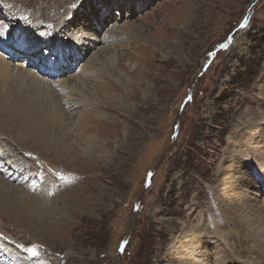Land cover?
<instances>
[{
  "label": "rangeland",
  "instance_id": "rangeland-1",
  "mask_svg": "<svg viewBox=\"0 0 264 264\" xmlns=\"http://www.w3.org/2000/svg\"><path fill=\"white\" fill-rule=\"evenodd\" d=\"M135 1L129 12L100 0H0V57L23 63L25 35L41 41L29 69L59 56L69 68L48 72L49 91L14 65L0 71V264L12 251L17 264H195L189 239L206 238L196 247L223 264H264L262 246L223 206L244 185L228 166L239 156L259 185L252 202L264 200V148L251 153L264 137V0ZM98 19L106 32L81 63L65 47L38 54L55 33L80 44ZM61 76L77 84L62 98Z\"/></svg>",
  "mask_w": 264,
  "mask_h": 264
},
{
  "label": "bare ground",
  "instance_id": "bare-ground-1",
  "mask_svg": "<svg viewBox=\"0 0 264 264\" xmlns=\"http://www.w3.org/2000/svg\"><path fill=\"white\" fill-rule=\"evenodd\" d=\"M103 5L105 6V4L107 3V6L105 7L106 9L107 8H110L112 7L114 4H117L118 6H120V4H123L121 7H126L125 9H129L128 11L130 12L132 9H134L133 7V4L136 3L133 2L132 3V0H125L127 1V3L125 2H120L121 0H100ZM105 4H104V2ZM137 2H141V3H145L143 0H137ZM132 3V4H131ZM110 7H109V6ZM129 5H130V8H129ZM85 11H87L88 9H90L91 7V4L89 3H85V5H83ZM92 9H94L92 7ZM135 10V9H134ZM43 15H46L47 17H50L51 15L53 14H48V13H42ZM34 20V19H33ZM54 19H50L49 21H53ZM36 22V20H35ZM98 24H97V28L91 33V34H88V35H83L84 37V41H79L80 44H76V41H73V40H64V39H61L57 33H55L53 35V38H52V42H51V49L54 51V52H57L59 51L61 48L65 47L66 50H71L70 52L68 53H72V59H75V60H79L80 63L81 61H83L86 57H84L83 55H88L93 49V44L94 42L97 40L98 42L101 41V37L102 33L103 32H106L103 30V27L100 25L101 22H100V19L97 20ZM66 22L64 21H57L55 22V26L57 28V25L59 24H62V25H65ZM115 23V22H114ZM104 24V22H103ZM125 28H129L130 31H133V25H127ZM0 30L1 29V26H0ZM57 30V29H56ZM59 30V29H58ZM83 31V30H82ZM81 32V31H80ZM114 32V31H113ZM33 33V32H32ZM67 33V32H66ZM110 32H108L109 34ZM112 34V31L111 33ZM115 34V33H114ZM113 34V35H114ZM67 35V34H66ZM70 36V35H69ZM118 37V36H117ZM24 38V42L26 43L24 46L30 48V50L28 49H23L21 50L22 53L24 55V62L23 63H18L16 60L18 59H13V60H7V59H4L3 57H0V71L2 72L3 75H5L6 73L8 75H11V71L10 70V66L11 65H14V71L18 72L20 74V76L22 77V75L29 79L30 81H32L37 87H39L40 89H45L47 91L50 90V88H53L54 84H53V81H50L49 76V71H52V72H63L64 74H66L69 70V68L66 66V65H63V63L65 62V60L62 58L63 56H59V60L60 62H56L54 63L51 59H47L46 60V63H47V67H43V66H40L39 68L42 69L41 71L39 70H34V69H29L27 64L30 63V60H27L25 58H27V56H29L31 53V50H34L33 48H36L39 44L38 42L41 43V41H37L34 40V41H30L27 39V37L24 35L23 36ZM114 38V37H113ZM1 39H4L5 38L3 36H0V40ZM74 39V38H73ZM112 39V38H111ZM45 43V42H44ZM59 46L57 48H54L55 46ZM63 45V46H62ZM65 50V51H66ZM107 50V48L105 47H102L100 49H98L96 53H94L93 55H91L88 60L86 61V65L88 64V66L92 64H94L96 61L99 60V58L101 57V55L104 53V51ZM73 51V52H72ZM35 52V51H34ZM66 57V56H65ZM85 65V66H86ZM39 66V65H38ZM84 65L81 64V67L79 69V71L81 70H84L85 69V66L83 67ZM115 68H116V65H114ZM79 67V66H78ZM77 67V68H78ZM76 68V69H77ZM12 69V68H11ZM89 69V68H88ZM117 69V68H116ZM114 70V69H113ZM85 71V70H84ZM82 72V71H81ZM44 73H47L45 74L46 77L43 75ZM17 74V75H19ZM80 74V73H79ZM83 74V73H82ZM86 74V73H85ZM84 74V75H85ZM94 74V73H93ZM111 74V73H110ZM14 75V74H13ZM83 75V76H84ZM79 77H77V79L75 80V82L77 81H80L81 80V76L78 75ZM5 78V77H4ZM6 79V78H5ZM126 79V78H125ZM7 80V79H6ZM22 80V79H21ZM24 80V79H23ZM71 80V79H70ZM74 81V80H73ZM29 82V81H28ZM57 82V81H55ZM54 82V83H55ZM81 82V81H80ZM2 83V82H1ZM59 85H61L59 87V89L63 90L64 92H59L60 93V97H64L66 94H69V95H72V91H74V88L76 87V83H73L72 82L70 83V81H67L65 80V78H63L62 76L59 77V80L58 82ZM53 85V86H52ZM2 86H3V83H2ZM80 86V85H79ZM78 86V87H79ZM85 86V85H84ZM55 87V86H54ZM55 89V88H53ZM76 90V89H75ZM82 90V89H81ZM77 91V90H76ZM58 92V91H57ZM49 93V92H48ZM75 96H77V94H75ZM59 97V100H58V103L59 102H62L64 101V99H61ZM66 99V98H65ZM79 100V99H78ZM81 101V100H80ZM79 101V102H80ZM77 102V101H76ZM121 101L119 100L118 104H117V107H119L121 105ZM68 105V104H67ZM259 113V112H258ZM262 116V115H261ZM24 118V117H23ZM22 118V119H23ZM19 119V118H18ZM263 123V122H262ZM261 123V124H262ZM249 125V124H248ZM263 129V128H262ZM264 131V129H263ZM252 134V132H251ZM253 135V134H252ZM91 137L89 138H85V140H88L90 139ZM93 138V137H92ZM237 140V139H236ZM239 140V138H238ZM252 140V138H251ZM91 141V140H89ZM235 141V140H234ZM81 142V141H80ZM231 142V151L233 153H236L239 155H242L243 152L245 151H242V146L241 145H238V143ZM247 142H250V141H247ZM79 143V142H78ZM246 143V142H245ZM253 145L252 147H255L253 148V150H251L252 152L251 153H254L255 155V152H257L260 148H264V137L261 136V135H256L255 138H253V141H252ZM4 144V143H3ZM2 144V145H3ZM81 144V143H80ZM242 144V143H241ZM229 145V146H230ZM5 147V145H3ZM87 146V145H86ZM10 148V147H9ZM92 148V147H91ZM249 148V146H248ZM247 149V148H245ZM249 150V149H248ZM84 151V150H83ZM249 152V151H248ZM19 153V152H18ZM27 153V152H26ZM232 153V154H233ZM21 155V154H20ZM245 155V154H244ZM257 155V154H256ZM234 156V155H233ZM245 156H249L251 158L250 155H248L246 153ZM88 157V156H87ZM16 158V157H15ZM241 156H239L238 158H233L231 159V161H229V165L230 166V170L231 171V176L234 178V176L237 174L238 178H240V180H234V183H238V182H241L243 181V188L242 189H239L237 191L235 190H229L225 193V201H226V204H223V206H227L229 208V221H231V225H236V226H239L238 224H242L243 228H245V236L250 240L251 243H256L258 244V246H262V248L264 249V218L262 217L260 221H257V220H254V218H259L262 216V213L264 214V200L262 202V205L260 206L258 203H253V195H257V190H258V187L259 185L257 183H254L252 179H250L249 175H247V171L246 169L243 170L241 169V165H242V162H241ZM24 159V158H23ZM26 159V158H25ZM246 160V159H245ZM28 161V160H27ZM249 161V160H248ZM18 162V161H17ZM246 162V161H245ZM28 164V163H27ZM250 164V163H249ZM247 165V164H246ZM259 166V167H258ZM258 170L261 172V175H262V178L264 179V161L263 163H258ZM224 169V168H222ZM263 171V173H262ZM19 173H24L25 172V169L24 168H20ZM224 172V171H223ZM224 174V173H223ZM226 174V173H225ZM244 176L243 180H242V177ZM249 178V179H248ZM223 177L220 178V180H222ZM219 180V181H220ZM232 180L229 179L227 180V183H230V181ZM6 182V181H5ZM6 184L8 185L9 187V183L6 182ZM251 184H252V187L253 189L251 188ZM228 187H229V184H227ZM6 186V185H5ZM234 186V185H233ZM232 186V187H233ZM220 187V186H219ZM231 187V186H230ZM7 190H9L7 187H5ZM10 188V187H9ZM222 189V188H221ZM19 191V188L17 189ZM220 190V189H219ZM223 191V190H222ZM20 192V191H19ZM252 192V193H251ZM14 195V194H13ZM223 195V194H221ZM217 197V196H216ZM219 198V197H218ZM221 198V196H220ZM223 199V198H222ZM249 199V201H248ZM255 201V200H254ZM251 211V212H249ZM251 213V214H250ZM207 225V224H206ZM235 226V227H236ZM238 228V227H237ZM236 229V228H235ZM241 229V228H240ZM234 230V229H232ZM236 233V231H234ZM237 233H238V230H237ZM200 235V236H199ZM206 232L205 231H202L200 230L198 236L199 238H203V237H206ZM211 240L208 238H206L205 240H202V241H190L189 239V244L191 246H194V247H189L188 248V253L187 255L185 256L186 260L187 261H193L195 264H223L221 258L219 256H214V255H211V251H205V250H200L199 248H197L196 246L199 245H203V244H212L214 240ZM211 250V248H210ZM16 252V251H15ZM15 252H7V257H4L3 261H5V264H12L13 262L15 264H17V259H18V255L15 253ZM7 258V259H6ZM7 261H9V263H6ZM226 264H238L236 260H233V261H230Z\"/></svg>",
  "mask_w": 264,
  "mask_h": 264
},
{
  "label": "snow or ice",
  "instance_id": "snow-or-ice-1",
  "mask_svg": "<svg viewBox=\"0 0 264 264\" xmlns=\"http://www.w3.org/2000/svg\"><path fill=\"white\" fill-rule=\"evenodd\" d=\"M4 35V31L3 30H0V36H3ZM227 45H221V47H226ZM40 56L42 57H45L47 59L48 56H59L61 54H63L62 52L60 51H57V52H53L52 49H45V48H41L39 50V53H38ZM124 243H127V242H124ZM25 251L27 253H29L31 256H36L37 255V252L34 248H27L25 249ZM121 251H123V248H121Z\"/></svg>",
  "mask_w": 264,
  "mask_h": 264
}]
</instances>
